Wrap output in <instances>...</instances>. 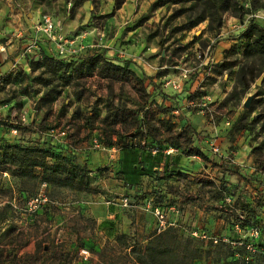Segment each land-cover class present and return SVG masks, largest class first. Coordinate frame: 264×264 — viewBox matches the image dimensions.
<instances>
[{
	"label": "rangeland",
	"instance_id": "rangeland-1",
	"mask_svg": "<svg viewBox=\"0 0 264 264\" xmlns=\"http://www.w3.org/2000/svg\"><path fill=\"white\" fill-rule=\"evenodd\" d=\"M114 2L0 0V155L41 144L48 127H65L77 154L74 165L45 158V181L42 167L22 174L0 164V264H264V55L244 56L240 37L250 22L264 27V0H123L116 10ZM45 15L54 24L64 17L55 33L65 62L55 72L44 52L24 44L41 37L35 28ZM108 41V48L101 46ZM101 56L134 70L142 89L100 76ZM239 67L251 71L244 81ZM181 70L189 76L177 95L164 84ZM185 112L195 114L193 124L181 122ZM214 133L224 138L219 152L242 151V165L230 171L231 156L209 157L195 146L211 170L198 188L199 202L219 215L218 234L193 236L180 206L166 209L167 219L176 221L162 230L174 237L171 251L150 254L156 221L138 205L152 192L140 196L132 186L123 194L130 204L108 224L104 202L121 201L103 196L106 187L97 182L111 168L119 176V145L147 134L160 148L168 141L187 153L194 139L207 138L214 153ZM93 139L107 150L93 148ZM98 166L103 174H88ZM178 191L171 190L180 204L186 196ZM153 197L152 205L161 206L159 195ZM254 228L258 234L250 236ZM195 253L200 257L192 260Z\"/></svg>",
	"mask_w": 264,
	"mask_h": 264
},
{
	"label": "crops",
	"instance_id": "crops-1",
	"mask_svg": "<svg viewBox=\"0 0 264 264\" xmlns=\"http://www.w3.org/2000/svg\"><path fill=\"white\" fill-rule=\"evenodd\" d=\"M63 19L64 17L62 15L56 16L55 25H57V23H61ZM71 24L72 23L70 21L65 22L64 26L67 28L70 27ZM31 36L33 37V35H30V38H32ZM40 36L41 37L37 38L36 49H42L46 53H50L52 49L53 54L56 55L54 42L44 39L43 35ZM30 41L31 39H25L24 44L26 45ZM109 44H111V41H108V43H101V46L108 48L110 46ZM92 45H94V43H92ZM109 52L110 50L107 51V54ZM115 62L120 63L118 61ZM179 92L176 91L175 94H179ZM181 97L182 94H180L178 99ZM166 104L169 105L168 102ZM194 115L195 114L190 112L183 113V117H186H181V122H187V125L193 124L191 117ZM211 137H213V141L216 146H218V144L220 146L225 145L223 142L224 138L221 135L214 133L211 135ZM143 138H146L147 141L154 140L153 136L147 134ZM164 143L165 147L161 148L158 152H152L149 149L146 150L141 148H125L124 150H119L118 148L115 156H117V171L120 173L119 176L116 178L113 174L116 169L111 168L108 171V177L103 181H100L99 179L97 182L99 187L102 186V183L104 184V187H106L104 190H101L103 196L106 198H115L116 202H120L122 198L127 197L123 195L124 191H129L131 186L133 187L134 191L140 194V196L145 195L147 191H151L152 194H150L148 199L143 198L142 200H139L138 206L141 208V210L147 212L146 214H148V212L153 214V208L155 207L165 210L167 209V211H170V209H178L179 211V207L177 206H180L181 211L184 213V218H187L188 221L192 222L193 224L194 228H192L190 231L191 235L194 236L193 232L197 231L199 233L203 232L207 235L215 236L220 231V222L222 221L220 218H218L219 215H216L215 212L202 205L205 203V200L201 203L199 202V197L202 196V194L198 188L203 185L205 178L207 177L206 174L210 175L211 170L209 164L207 162H202L200 154H195V152L184 153L183 151L169 144L168 141H165ZM195 146H201V149L199 150L202 151V153L206 156L210 157V155H215V153H212L210 150V145L207 138H199V140L194 139L187 149L194 148ZM205 147L207 148L204 149ZM223 149L217 155H224V157H227V155L231 156L230 162H225V164L228 165V169L230 171H235V169L238 168V165H242L240 161L242 159V151L239 149H235L233 151L228 150L227 148ZM112 156H114V154L110 155L109 158H112ZM107 164H109L108 161ZM184 185L186 190L182 188ZM176 188L180 190L178 191L179 194L186 196L181 200L180 204L178 200H175L180 196L174 192H171L172 189L176 190ZM156 193L160 197L158 200H161L162 204L164 205H152V198H154L153 196ZM127 198L129 199V197ZM104 204L105 206L103 208L105 209L104 212H106L107 222L108 224H112L113 220L115 221V218L120 217L122 212L121 207L124 206H122L121 203L116 205L117 203L111 201H105ZM170 215L171 217L174 215L176 216V211L171 210ZM141 218L143 219L142 215ZM174 221V219H171L169 221V225H175L176 221Z\"/></svg>",
	"mask_w": 264,
	"mask_h": 264
},
{
	"label": "trees",
	"instance_id": "trees-1",
	"mask_svg": "<svg viewBox=\"0 0 264 264\" xmlns=\"http://www.w3.org/2000/svg\"><path fill=\"white\" fill-rule=\"evenodd\" d=\"M123 3V0H115L114 2V10L118 9L121 4ZM240 37L244 40V47H243V54L244 56L252 55L253 53H259L260 55H264V27L261 25L250 22L246 28L242 31L240 34ZM42 52H44V60L47 62L48 66L51 68V71L55 72L58 67L64 63V59L59 58L57 55H52L50 53H46L44 50L41 49ZM94 57L92 59V62H95L97 59ZM100 59L101 65L99 69V74L102 77L109 78L114 81H126L131 84L133 88L136 90L142 89V81L137 74L131 70L128 66L123 65L121 63H117L113 61L112 59L105 58L103 56L97 57ZM235 63H232L234 65ZM224 63L222 62L220 66H223ZM243 67H239V73L241 74V78L244 81L245 79V73H249L251 71H242ZM264 70V67L261 69V71ZM264 78V77H263ZM182 132V131H181ZM180 136V134H179ZM128 140H131L133 135L128 136ZM41 144H37L35 146H23L18 147L17 152H6L4 151L0 155V164H11L15 167H18L20 169V173H24L27 170L31 172V170L34 167H42L43 168V174L41 175V179L43 181L48 180L47 172L48 167L44 163L45 158L52 159L54 161H63L68 164H76V156L77 154L74 152L73 149H70L66 145L54 143L50 140L43 139ZM41 141V140H40ZM119 150H124L125 148H141V149H149L152 147H156L158 152L161 148L146 140V138H140L138 141H127L123 146H118ZM188 153L195 152V154H202L199 150L195 148H189L187 149ZM104 167H97L96 170L92 171L89 169L88 174L92 175V172L96 173L99 172L100 174H103ZM75 176L74 171H71L70 173ZM95 176V175H93ZM170 238H173L172 240ZM174 237H172L171 234H167L166 231L158 232L157 234H153L149 243L146 245V250L149 251L150 254H168L171 251V245L173 244ZM200 257L198 253H195L192 257L193 258ZM144 259L141 260L143 262Z\"/></svg>",
	"mask_w": 264,
	"mask_h": 264
},
{
	"label": "built area",
	"instance_id": "built-area-1",
	"mask_svg": "<svg viewBox=\"0 0 264 264\" xmlns=\"http://www.w3.org/2000/svg\"><path fill=\"white\" fill-rule=\"evenodd\" d=\"M36 31H40V33L44 36V39L50 41V42H56V55H62L64 54V46L63 44H59L60 37L57 36L56 28L54 22L49 18V16L45 15L40 19L38 22L37 27L35 28ZM27 49L29 51H34L37 48V37H34L31 39V41L26 45ZM37 50V49H36ZM203 56V52L200 51V49L197 52V57L201 58ZM208 55H206L204 58H207ZM208 60V59H207ZM205 62H201V64H205ZM189 76V72L187 70H181L175 77L171 78L167 82H165V86L171 87L173 90L179 92L183 90V82L186 80ZM193 103L192 100H189L186 102L187 105H191ZM178 109L174 108L173 112L177 113ZM22 120H24L22 118ZM12 132H16L17 130L15 128L11 129ZM41 134L44 139L50 140L54 143H59L68 146V143L66 142V137H67V130L65 127H48L46 130L41 131ZM100 141H97L96 139H93L92 147L93 148H102L107 150V147L103 146ZM212 151L215 154H219V148L216 146L214 143L211 144ZM101 146V147H100ZM74 149V148H73ZM115 150V148H112ZM152 152H156L157 148L153 147L150 148ZM121 204L123 206H128L129 199L127 197L122 198ZM153 215L155 216L156 222H157V232H161L164 230L166 227L169 225V221L167 219V211L165 209H161L158 207L153 208ZM194 236H200L202 238L206 237L205 233H197V231L193 232ZM258 234L257 228H254L250 232V236H256ZM214 242L217 241V237H210ZM86 253L87 251H82Z\"/></svg>",
	"mask_w": 264,
	"mask_h": 264
},
{
	"label": "water",
	"instance_id": "water-1",
	"mask_svg": "<svg viewBox=\"0 0 264 264\" xmlns=\"http://www.w3.org/2000/svg\"><path fill=\"white\" fill-rule=\"evenodd\" d=\"M147 56H149V54H147ZM259 83V81H257V84ZM252 96H248L247 99L244 101V107H248L249 103L251 101Z\"/></svg>",
	"mask_w": 264,
	"mask_h": 264
}]
</instances>
